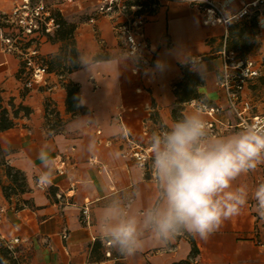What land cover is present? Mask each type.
I'll list each match as a JSON object with an SVG mask.
<instances>
[{"label": "crops", "instance_id": "obj_1", "mask_svg": "<svg viewBox=\"0 0 264 264\" xmlns=\"http://www.w3.org/2000/svg\"><path fill=\"white\" fill-rule=\"evenodd\" d=\"M18 1L0 0V13L9 12ZM99 1L58 4L57 10L75 23L80 66L62 75L48 73L45 86L23 89L18 76L20 60L5 50L0 38V95L13 97L14 102L21 101L31 109L28 115L17 116L13 126L0 130L5 163L20 169L26 180V190L9 199L0 185V204L6 208L0 232L6 238H20L18 264H176L187 258L196 264H264V247L255 242L253 197L264 178V163L234 181V187L248 190V203L207 239L182 234L167 246L149 242L143 252L126 257L99 238L95 213L106 196L119 194L131 200L134 209L151 199L154 183L150 169L148 165L138 168L129 149L133 143L147 147L152 131L174 120L173 83L181 77L180 63L200 58L190 66L204 79L198 89L209 104L221 107L213 116L205 112L207 121L215 119L210 132L223 135L237 131L230 125L234 115L226 107L219 85L226 25L204 23L187 0H159L156 11L146 14L142 32L148 45L142 58H137L126 52L123 37L109 16L97 15L89 21ZM248 1L229 0V9L234 11ZM258 14L263 23L264 3ZM256 39L250 56L261 63L264 24L259 20ZM60 44L44 39L39 52L53 55ZM97 54L105 56L95 58ZM81 57L89 64H83ZM93 58L106 62L96 64ZM67 80L79 85L73 112L66 108ZM245 95L250 97L248 86ZM46 100L58 112V123L46 113ZM198 101L184 103L182 113L197 108ZM53 124L56 130L51 128ZM60 159H65L63 172L57 170ZM134 177L142 179L140 191L133 186ZM2 178V183H9L5 172ZM16 203L21 207H14ZM85 204L89 206L88 222L82 213ZM192 240L197 253L191 257Z\"/></svg>", "mask_w": 264, "mask_h": 264}, {"label": "clouds", "instance_id": "obj_2", "mask_svg": "<svg viewBox=\"0 0 264 264\" xmlns=\"http://www.w3.org/2000/svg\"><path fill=\"white\" fill-rule=\"evenodd\" d=\"M92 62L106 61L93 58ZM205 112L201 103L150 134L148 167L154 191L146 204L134 209L131 200L115 194L106 196L96 210L99 238L121 255L143 252L149 242L167 246L182 234L207 239L247 205L248 190L233 185L241 174L264 163V121L214 135ZM137 167L143 169L144 163L138 162ZM133 182L140 191L142 179L134 177ZM253 197L256 211L264 218V183Z\"/></svg>", "mask_w": 264, "mask_h": 264}, {"label": "built area", "instance_id": "obj_3", "mask_svg": "<svg viewBox=\"0 0 264 264\" xmlns=\"http://www.w3.org/2000/svg\"><path fill=\"white\" fill-rule=\"evenodd\" d=\"M72 0H19L9 12L3 13L4 25L0 26V38L7 51L15 53L24 67L23 87L33 85H47V74L52 72L47 69L41 59L39 46L42 40L47 39V34H52L59 23L53 11L59 3ZM200 14L206 24L228 25L231 21L240 20L243 17L259 11L264 0H250L243 3L238 9H229V0H187ZM139 5H130L127 0H100L95 7V14L89 17L94 21L97 15H106L113 20V26L117 33L123 37V45L126 52L137 58H142L144 48L148 45L143 36L142 25L146 20L145 13H138ZM261 24V19H259ZM221 68L219 71V85L226 96V107L234 115V122L230 125L237 130L245 124L264 121V109H258L251 97L245 95L248 84L261 74V63L249 55L238 56L233 50H227L224 45L220 50ZM198 57H191L188 62L193 65ZM206 105V113L213 116L221 110L214 104ZM214 120L207 121L210 129L214 128ZM125 153H123L124 155ZM129 154L137 161L143 162L146 167L150 161L149 146L145 147L133 143ZM65 159H60L57 170L64 171ZM264 183V178L261 184ZM6 208L0 204V222L3 219ZM82 213L86 222L89 221V206L85 204ZM257 222L255 229V242L264 247V218L255 211ZM65 236V235H64ZM0 241L9 250L14 258H18V243L20 238L13 236L6 238L0 232ZM105 243L109 245L106 241ZM110 255V251L105 252Z\"/></svg>", "mask_w": 264, "mask_h": 264}, {"label": "trees", "instance_id": "obj_4", "mask_svg": "<svg viewBox=\"0 0 264 264\" xmlns=\"http://www.w3.org/2000/svg\"><path fill=\"white\" fill-rule=\"evenodd\" d=\"M130 5H139L136 9L138 13L152 14L158 8L159 0H127ZM259 11L243 17L240 20L231 21L227 25V31L224 35V42L221 43V47L227 50H233L238 56H246L253 49L256 44V34L258 32V20ZM53 14L59 23L58 28L52 34H47V39L51 41H60L59 50L48 56H41V59L46 64L49 71H54L59 75L64 72H70L80 66L79 53L76 47L74 29L75 23L67 20L62 13L55 9ZM3 13H0V17L3 18ZM4 22V21H3ZM0 22V26L4 25ZM105 55L97 54L95 58H102ZM181 77L176 80L174 85V92L176 95L175 104L172 107V116L175 119L180 117L182 114V108L184 103L191 99H199L207 104L210 100L199 91L198 87L204 82L202 75L191 69L189 62L185 61L180 63ZM24 67L20 62L18 70V76L23 80ZM66 108L68 111H74L78 105V91L79 85L77 82L67 80L66 84ZM24 90L28 89L23 87ZM31 109L29 106L23 104L21 101L16 103L13 97H9L4 103L3 97L0 95V130L10 128L15 123V118L20 114L28 115ZM45 111L47 114H51L55 120V123L59 121V114L57 111L50 107V102L46 100ZM153 117H156V113H153ZM54 123V124H55ZM51 127L56 130L57 127L54 125ZM4 171L6 177L10 180L9 183L1 184V190L5 198H10V193H18L26 190V180L23 172L15 168L14 166L4 163ZM21 207V206H17ZM197 253V247L192 240L191 257ZM18 264L16 258H14L10 250L3 244H0V264L5 263ZM176 264H196L192 258H187Z\"/></svg>", "mask_w": 264, "mask_h": 264}, {"label": "rangeland", "instance_id": "obj_5", "mask_svg": "<svg viewBox=\"0 0 264 264\" xmlns=\"http://www.w3.org/2000/svg\"><path fill=\"white\" fill-rule=\"evenodd\" d=\"M0 22L4 23L1 17H0ZM252 50L248 53L249 56L251 55ZM22 84H23V80H22ZM248 88H249L250 97L253 100V102L257 105L258 109H264V57L261 59V74L257 76L256 78H254L248 84ZM3 99L5 103L8 98H3ZM4 163H5L4 154H3V151L0 149V185L2 184V179H3L2 174L5 172ZM14 194L15 193L11 192L10 197L11 195H14ZM18 205L19 204L16 203L14 204V207ZM0 244H3L2 241H0ZM18 260L20 259L17 258V261ZM5 264H10V263L6 262Z\"/></svg>", "mask_w": 264, "mask_h": 264}]
</instances>
